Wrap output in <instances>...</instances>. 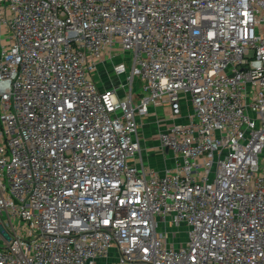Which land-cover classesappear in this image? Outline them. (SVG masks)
Instances as JSON below:
<instances>
[{
  "label": "built area",
  "instance_id": "1",
  "mask_svg": "<svg viewBox=\"0 0 264 264\" xmlns=\"http://www.w3.org/2000/svg\"><path fill=\"white\" fill-rule=\"evenodd\" d=\"M0 36V264H264V0H0Z\"/></svg>",
  "mask_w": 264,
  "mask_h": 264
},
{
  "label": "crops",
  "instance_id": "2",
  "mask_svg": "<svg viewBox=\"0 0 264 264\" xmlns=\"http://www.w3.org/2000/svg\"><path fill=\"white\" fill-rule=\"evenodd\" d=\"M5 45H7V37L0 36V49ZM103 70L106 69L104 67H101L100 71ZM108 76L110 80L107 79L103 80L100 75H96V79H97L96 83L98 84L99 89L101 91L115 89L117 90L120 96H123L125 94V91L122 89L121 86L122 84L125 83V81H123V79L115 78L111 74L110 75L108 74ZM160 109H163L162 110L163 113H165V115H167V117L170 118L168 109L165 108H160ZM158 110L159 109L152 111L151 116L143 120V122L145 121V124L149 123V125H151V123L155 121H160L159 125L163 126V128H161L162 131L166 129L164 127L165 125L164 120L166 119L159 116ZM149 125L145 127L143 126L144 127V130L142 131L143 137H147V138L146 140L142 139V154H141L142 159L146 164L158 169L159 171H163L165 167H171L172 165L171 154L167 151L163 152L160 148L158 139H155L156 137L159 138L161 131L159 132L157 131L158 129H156L153 125L150 127ZM158 132L159 135H157ZM168 155H170V159L168 158Z\"/></svg>",
  "mask_w": 264,
  "mask_h": 264
},
{
  "label": "rangeland",
  "instance_id": "3",
  "mask_svg": "<svg viewBox=\"0 0 264 264\" xmlns=\"http://www.w3.org/2000/svg\"><path fill=\"white\" fill-rule=\"evenodd\" d=\"M97 75H100L103 80H106V79L107 80H110V78H109L106 70L99 71ZM190 109H191L190 105H187L186 110H190ZM162 110L163 109H159L158 110L159 111V116L166 119V120H164V123H165L164 127L167 128V127L171 126L173 123H172V120H170V118L167 117V115H165V113H163ZM159 122L160 121H155V122L151 123V125H149V123L148 124L146 123V124L149 125V127L153 125L156 129H158L157 131L160 132L161 131V128H163V126H160L159 125ZM144 124H145V121L142 122V126L140 127V135H141V138L143 137V132L142 131L144 130V127L147 126L146 124L144 126ZM159 132L157 133V135H159ZM146 138L147 137H143L142 139H145L146 140ZM155 139H158V138L156 137ZM145 148H148V147H145ZM168 158L170 159V155H168Z\"/></svg>",
  "mask_w": 264,
  "mask_h": 264
}]
</instances>
